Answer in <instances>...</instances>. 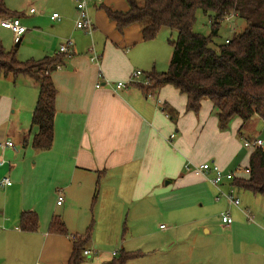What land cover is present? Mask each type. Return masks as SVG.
<instances>
[{"label": "crops", "instance_id": "obj_1", "mask_svg": "<svg viewBox=\"0 0 264 264\" xmlns=\"http://www.w3.org/2000/svg\"><path fill=\"white\" fill-rule=\"evenodd\" d=\"M104 4L119 11L129 9L126 0ZM75 9L69 14L70 24L58 32L61 40L71 38L73 46L51 73L57 93L54 140L49 149L37 150L32 145L39 130L32 123L38 82L24 75L0 76V141L14 143L0 147V160H4L0 180L8 176L12 181L0 184V264H66L73 237L84 235L90 227L85 248L91 253L84 255L92 254V258L80 264H109L122 249L131 250L125 246L130 226L132 231L149 230L155 207L182 213L194 204V198L208 196L205 190L212 182L196 173V166L210 161L233 171L231 166L238 161V167L249 164L253 149L243 146L236 134L241 141L257 137L250 128H241L239 117L230 128L220 129L209 100L203 101L199 113L187 111V97L171 84L154 93H146L139 82L118 90L108 86L106 80H127L137 69L158 71L160 49L154 39L144 40L138 23L120 31L105 9H91V32L79 29ZM56 46V37L49 47L38 44L32 49L37 57L31 59L58 55ZM94 54L98 62L92 59ZM98 81L101 87H96ZM213 186L220 189V184ZM59 193L64 198L61 204L57 203ZM169 199L173 201L166 210ZM232 205L243 218H256L248 202ZM24 211L38 214L35 231L19 227ZM54 215L64 221L68 234L49 231ZM241 224L263 236L259 225L248 221L234 223L233 219L227 224L221 217L219 226L236 235L243 231ZM243 243L235 240L227 248ZM263 244L262 238L255 242L259 247Z\"/></svg>", "mask_w": 264, "mask_h": 264}, {"label": "trees", "instance_id": "obj_2", "mask_svg": "<svg viewBox=\"0 0 264 264\" xmlns=\"http://www.w3.org/2000/svg\"><path fill=\"white\" fill-rule=\"evenodd\" d=\"M127 11L103 5L120 31L131 24H140L144 40L155 39L163 27L177 31L170 40L172 56L166 71H151L150 82L138 85L146 93L157 92L171 84L187 97L186 110L199 113L204 100H209L219 119V127L228 129L236 117L243 127L259 116L264 120V0H126ZM211 17V32L203 35L193 30L197 10ZM5 0H0V19L12 17ZM233 16L245 22L244 28L213 45L221 22ZM226 39V38H225ZM20 39L16 41V45ZM17 48L6 51L0 46V76H29L39 84V95L32 123L39 130L32 145L37 150L49 149L54 140V118L57 89L51 77L53 70L63 64L64 53L26 61L17 58ZM64 54V55H62ZM246 177L234 174L235 185L264 196V147L252 150ZM39 225L34 211L21 213L19 227L35 231ZM50 232L68 234L60 216L54 215ZM91 227L84 235L73 237V249L66 264L83 261ZM140 252L122 249L109 264H127Z\"/></svg>", "mask_w": 264, "mask_h": 264}, {"label": "rangeland", "instance_id": "obj_3", "mask_svg": "<svg viewBox=\"0 0 264 264\" xmlns=\"http://www.w3.org/2000/svg\"><path fill=\"white\" fill-rule=\"evenodd\" d=\"M5 2L11 11H17L20 14L21 23L27 28V31L23 35L21 44L17 46L14 32L0 26V46L4 50L10 51L17 48V58L26 61L32 57H37V54L32 52L33 48L36 50L38 44H45L49 47L56 37L57 51H59L64 40L62 38V41L61 37L58 38V32H60V27H66L71 22L69 14L72 9L76 11L74 0H71L70 3H66V0H5ZM103 2L106 3V0L87 1V9L91 18V9L96 11L104 9L103 5L108 6ZM30 8H34L36 12H30ZM54 12L60 15L58 20L62 18L61 21L51 19ZM13 17H18V15ZM5 18L7 17L2 19ZM244 26V21L237 20L233 16L226 17L220 24L218 34L213 38V45L223 42L225 38L232 37ZM193 30L203 35H209L211 32L209 14L198 9ZM176 36V30L163 27L154 39L155 44L160 49L156 70L168 69L172 54L170 40L175 39ZM45 56L47 55L44 54L41 58ZM244 127L246 130L251 129V135L264 140V120L259 116H254ZM236 136L243 144L244 139L241 141L238 133ZM247 137L250 138L251 136L248 135ZM239 164L241 162L238 161L231 166V169L235 171L237 177H246L247 173L244 172V169L248 163H242L241 170L236 171ZM207 180L205 183L209 181ZM234 182V180L224 179L220 184V189H215V186L211 184V187H206L205 190L204 195L207 194L208 196L203 195L204 200L194 198L192 200L194 204L187 206L182 213L163 211L160 207H155L152 210L153 217H151L149 230L146 232L132 231L130 226L125 234V246L129 245L131 249L129 251L140 252V254L131 258L127 264H264V244L261 247L255 245L258 238L264 240V196L238 187ZM231 190L235 191L233 195L240 199L241 204L244 205L248 202L251 205L256 218L252 221L243 218L239 209L235 213L237 207H234L235 205H232L231 201L224 196V194H229ZM207 197L209 198L206 200ZM171 201L173 199L165 201L166 210ZM201 201L204 203L202 206L200 205ZM225 212H229L234 223L248 221L254 223L255 226L258 224L263 236H257L249 230L250 228L242 226V224L243 231H239L236 235L224 231L219 224L222 213ZM160 224H163L164 227L161 228ZM238 234H241L244 243L236 249L227 248L230 242L241 241V239L238 240ZM91 250L93 249L91 248ZM91 258L92 254L84 255L83 261H88Z\"/></svg>", "mask_w": 264, "mask_h": 264}, {"label": "built area", "instance_id": "obj_4", "mask_svg": "<svg viewBox=\"0 0 264 264\" xmlns=\"http://www.w3.org/2000/svg\"><path fill=\"white\" fill-rule=\"evenodd\" d=\"M74 1L76 3V7L78 9V17L76 19L77 28L91 32L93 29V23H92V19L90 17L89 11L87 9V1L88 0H74ZM98 1H101V0H98ZM30 10L34 11L35 9L31 8ZM51 18L52 19H58V18H60V15L57 12H54L52 14ZM0 24L3 27L10 28L11 30H13L15 41H18L21 38L22 34H24L27 30V28L21 23L19 17H9V18H5V19H0ZM225 40H226V42H229V38H226ZM72 46H73V40L71 38H66L61 43L58 53H65L66 54V53L70 52ZM92 59L94 61L98 62L99 56L94 54ZM100 76H101V74H100ZM136 82H139L142 84H148L150 82L149 73H146L143 70L137 69V70L132 72L129 79H127V80H118L115 82L106 80V84H108V86H110L113 89H117V90L127 88L129 85L136 83ZM101 86H102V83L100 81H98L96 84V87H101ZM171 136L173 137L174 134H172ZM13 145H14L13 141L9 140V139L0 141V147L13 146ZM244 146H246L248 148H252V149H255L258 147H264V140L259 138V137H255L252 139H245L244 140ZM0 164H4L3 159L0 160ZM240 170H241V167H237L236 171H240ZM194 171L198 174L199 173L204 174L214 185L221 184V182L223 181L224 178L232 179L234 177V174H235V171L226 172L218 164H216L214 162H210V161L204 162V163L196 166ZM244 172L248 173L250 171L248 168H245ZM0 184L1 185H10V184H12V181L8 176H4L0 180ZM227 196H228V199L232 203H234L236 205L240 204V199L238 197H235L233 195V193H229V194H227ZM63 199H64L63 195L61 193H59L57 203L61 204L63 202ZM246 213H247L248 217H250V219H251L250 211L247 210ZM222 219L227 224H231L233 222V219L229 213L223 214ZM90 253H91V251L89 249L84 250V254H90Z\"/></svg>", "mask_w": 264, "mask_h": 264}]
</instances>
